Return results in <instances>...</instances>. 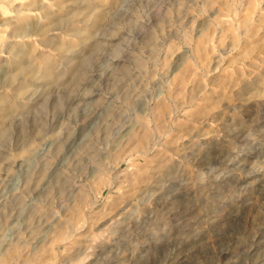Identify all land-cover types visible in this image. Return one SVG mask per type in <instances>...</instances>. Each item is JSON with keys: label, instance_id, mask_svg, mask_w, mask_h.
<instances>
[{"label": "clouds", "instance_id": "obj_1", "mask_svg": "<svg viewBox=\"0 0 264 264\" xmlns=\"http://www.w3.org/2000/svg\"><path fill=\"white\" fill-rule=\"evenodd\" d=\"M0 264H264V0H0Z\"/></svg>", "mask_w": 264, "mask_h": 264}]
</instances>
